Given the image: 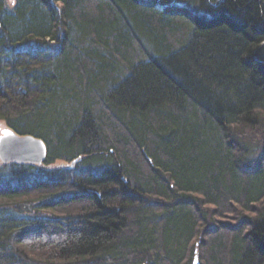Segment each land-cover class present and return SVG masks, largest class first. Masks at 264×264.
Returning a JSON list of instances; mask_svg holds the SVG:
<instances>
[{
  "label": "trees",
  "instance_id": "16d2710c",
  "mask_svg": "<svg viewBox=\"0 0 264 264\" xmlns=\"http://www.w3.org/2000/svg\"><path fill=\"white\" fill-rule=\"evenodd\" d=\"M0 121V264H264V0H0Z\"/></svg>",
  "mask_w": 264,
  "mask_h": 264
},
{
  "label": "water",
  "instance_id": "95a60500",
  "mask_svg": "<svg viewBox=\"0 0 264 264\" xmlns=\"http://www.w3.org/2000/svg\"><path fill=\"white\" fill-rule=\"evenodd\" d=\"M44 141L30 134H18L9 127L0 130V162L41 165L46 157Z\"/></svg>",
  "mask_w": 264,
  "mask_h": 264
},
{
  "label": "rangeland",
  "instance_id": "374dc122",
  "mask_svg": "<svg viewBox=\"0 0 264 264\" xmlns=\"http://www.w3.org/2000/svg\"><path fill=\"white\" fill-rule=\"evenodd\" d=\"M5 127V123L4 122H2V121H0V130L2 129V128H4ZM61 164V162H59V163H57V164H54L53 165V168H56L58 165H60ZM62 164L63 165H66V163H63L62 162ZM24 208V212H25V214H27V213H31L32 211H33V208H32V206L30 205V204H27L26 206H24L23 207Z\"/></svg>",
  "mask_w": 264,
  "mask_h": 264
}]
</instances>
